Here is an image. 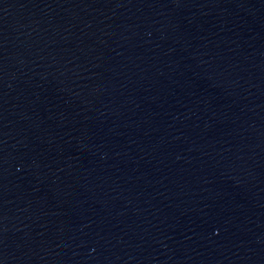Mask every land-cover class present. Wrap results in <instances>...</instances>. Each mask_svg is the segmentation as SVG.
I'll return each mask as SVG.
<instances>
[{
    "label": "water",
    "instance_id": "1",
    "mask_svg": "<svg viewBox=\"0 0 264 264\" xmlns=\"http://www.w3.org/2000/svg\"><path fill=\"white\" fill-rule=\"evenodd\" d=\"M0 264H119L59 122L1 8Z\"/></svg>",
    "mask_w": 264,
    "mask_h": 264
}]
</instances>
